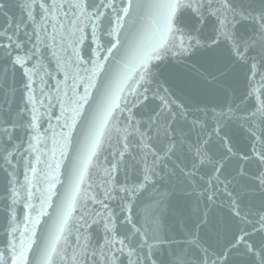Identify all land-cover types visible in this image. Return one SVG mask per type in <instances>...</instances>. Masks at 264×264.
<instances>
[{
	"label": "snow or ice",
	"instance_id": "obj_1",
	"mask_svg": "<svg viewBox=\"0 0 264 264\" xmlns=\"http://www.w3.org/2000/svg\"><path fill=\"white\" fill-rule=\"evenodd\" d=\"M248 3L0 0V264H160L170 177L208 204L202 224L219 204L238 225L219 248L189 232L171 264H264V207L242 203L264 193V9ZM169 60L206 102L160 78Z\"/></svg>",
	"mask_w": 264,
	"mask_h": 264
},
{
	"label": "water",
	"instance_id": "obj_2",
	"mask_svg": "<svg viewBox=\"0 0 264 264\" xmlns=\"http://www.w3.org/2000/svg\"><path fill=\"white\" fill-rule=\"evenodd\" d=\"M254 11L264 9V0H249L246 5ZM190 16L189 13H183V17ZM214 24L213 20H209L208 27ZM255 30V25L249 22H243L238 27V33L250 35ZM209 52L198 50L191 59L196 62L203 61ZM159 70V76L165 81L174 91L183 93L197 103H204L207 98L198 94L193 88L192 77L184 68L175 65L169 60L167 63L161 62L155 66ZM226 134L230 135L233 143L241 151H247L249 141L245 138L243 129L236 125H231L225 129ZM236 162H231L227 166L229 174L234 172ZM250 171H253L251 168ZM139 178L138 176L136 177ZM241 183L249 188H256L257 184L254 180L241 177ZM160 190L167 189L171 194L167 200V211L162 216L163 233L165 239L169 240V244L162 245L156 252V258L160 264H171L172 259L179 254L182 248L186 245V235L199 228L201 237L213 247H223L234 238L238 225L232 213L226 207L219 204L212 206L208 211V222L201 223L202 215L208 204L197 197V193L190 191V185L182 181L181 178H168L159 181ZM149 197L147 194L140 198L137 203V220H142L140 208L147 202ZM251 200L256 208L264 207V193L256 192L255 194L245 193L242 197V203L248 204ZM224 230V238L221 241L218 233ZM229 264H250V258L240 257L233 254L230 257Z\"/></svg>",
	"mask_w": 264,
	"mask_h": 264
}]
</instances>
